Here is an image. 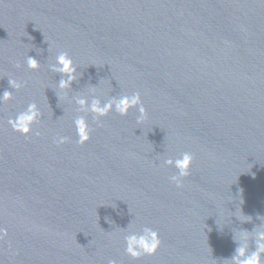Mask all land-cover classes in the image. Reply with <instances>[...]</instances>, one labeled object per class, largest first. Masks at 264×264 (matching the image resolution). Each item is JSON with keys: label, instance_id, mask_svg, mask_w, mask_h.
Listing matches in <instances>:
<instances>
[{"label": "water", "instance_id": "1", "mask_svg": "<svg viewBox=\"0 0 264 264\" xmlns=\"http://www.w3.org/2000/svg\"><path fill=\"white\" fill-rule=\"evenodd\" d=\"M62 51L78 68L65 90L50 69ZM29 55L39 69L27 67ZM5 90L14 95L0 103V264H229L244 232L255 249L264 0H0ZM135 92L142 123L136 108L96 121L76 103ZM31 102L42 116L25 136L8 119ZM79 115L92 129L83 145ZM186 151L194 161L178 187L165 160ZM145 226L161 247L133 259L124 236Z\"/></svg>", "mask_w": 264, "mask_h": 264}, {"label": "clouds", "instance_id": "2", "mask_svg": "<svg viewBox=\"0 0 264 264\" xmlns=\"http://www.w3.org/2000/svg\"><path fill=\"white\" fill-rule=\"evenodd\" d=\"M26 64L29 69L37 70L41 67L40 61L33 57L27 56ZM19 66V65H18ZM52 72L60 73L61 79L58 87L65 90L71 87L73 81L77 80L78 71L75 61L66 51L60 52L55 57V63L50 65ZM11 88L15 90L21 89L24 85L15 78L9 79ZM13 91L5 90L0 94V103H5L13 99ZM76 103L80 106V112H90L94 114V119L99 121L100 117L108 116L109 113L115 111L121 116H127L129 112L136 108L139 112L137 122L142 123L147 119V109L143 104L141 94L135 92L131 95L114 96L102 102L98 97H93L89 103L86 98H78ZM42 116L40 107L36 102H31L27 107L18 112L14 117H9L8 124L11 128L25 136H29L33 132V125L36 124ZM77 143L83 145L91 139L92 129L85 115H79L74 120ZM40 135L39 132L36 133ZM69 137L60 136L56 139L57 144L68 142ZM194 161V155L191 152H183L177 158H168L165 164L174 166L178 172L170 177L178 187L182 186V178L190 175ZM8 235V229L0 225V241ZM248 233L244 232L239 238L238 246L235 253L229 260V264H264V229L255 232V249L249 250ZM126 242L125 252L133 259H139L144 255H155L162 244L160 233L158 230L145 226L140 232H129L124 236ZM108 264H118L116 260H109Z\"/></svg>", "mask_w": 264, "mask_h": 264}]
</instances>
